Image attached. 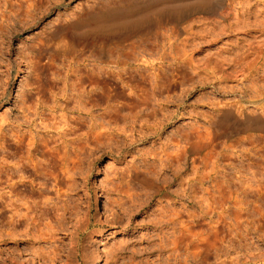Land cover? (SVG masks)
I'll return each instance as SVG.
<instances>
[{
    "label": "rangeland",
    "instance_id": "obj_1",
    "mask_svg": "<svg viewBox=\"0 0 264 264\" xmlns=\"http://www.w3.org/2000/svg\"><path fill=\"white\" fill-rule=\"evenodd\" d=\"M99 3L155 8L133 29L113 24L126 17L119 11L104 38L75 40L60 53L51 45L35 57L32 47L50 37L56 20ZM223 107L238 117H264V0H0V166L47 161L33 146L27 151L25 143L39 135L50 146L59 140L60 161L40 179L26 170L28 185L17 186L14 196L27 206L38 200L29 197V181L47 183L43 217L55 240L2 234L0 264L158 261V236L172 229L154 219L181 203L202 217L201 225L189 222V238L213 242L207 223L217 227L219 256L204 252L203 264H264V131L223 133L190 156L184 170L159 161L183 130L190 141H207ZM79 114L84 122L63 125ZM102 120L108 138L120 133L117 141L93 143ZM85 146L90 152L79 155ZM132 164L145 173L155 169L147 176L173 198L165 200L151 183L128 185ZM211 205L216 212L205 213ZM65 206L76 210L59 227L56 215ZM87 217L88 228L78 233ZM195 246L190 253L202 249ZM53 247L62 252L50 263L44 257Z\"/></svg>",
    "mask_w": 264,
    "mask_h": 264
},
{
    "label": "bare ground",
    "instance_id": "obj_2",
    "mask_svg": "<svg viewBox=\"0 0 264 264\" xmlns=\"http://www.w3.org/2000/svg\"><path fill=\"white\" fill-rule=\"evenodd\" d=\"M132 2H133V0H132ZM119 4H121V3H119ZM135 4H137V3H134V5ZM150 6H151V8H150ZM150 6L148 5L149 8L146 6L143 9H139V8H135V6H133L132 3L131 4L127 3V5L121 6V7L115 3L111 4V5L99 3L95 7L85 8V9L81 10L80 12H77L71 16L67 15L66 17H63L59 20H56L57 24L55 25L54 30L51 31V33L49 34L50 37L48 36V38L41 40L40 42L36 43L32 47V51L35 53V57H37V56L40 57L43 52H45L49 47H52V46H53L52 48H53V50H55V52L60 53V52H63L64 50H66L69 47V45H71V43H73L75 40H78L81 38H85V39L90 38V39H95V40L102 39V38H104L105 33H106L108 26H109V18H111V19L115 18L116 16L114 17L113 15H116L119 11H120V13L121 12L124 13V15L126 14L125 15L126 17L123 18L122 15H119L121 17H119V18L117 17V19L114 21L113 24H115L116 26H122V27L130 26L131 29H133V28L137 27L141 22H143L144 19L146 20L148 12H150L152 9L155 8L154 3H150ZM111 19H110V21H111ZM147 19H149V18H147ZM53 37H55V38H53ZM104 74H105V72L103 71L102 72L103 77H104ZM75 108L78 110V112L81 111L82 109H84V107L78 108L77 106ZM80 116L81 115L79 114L76 117L71 116V117L63 120V123H64L63 125L68 126L69 124H71V123H69L71 121H74L76 123H78L77 121H79V123H80V121L82 120L81 119L82 117L80 118ZM151 116H154V114H151ZM60 122H61V120H60ZM82 122H84V121H81V123ZM107 124L108 123H106L104 120H102L96 125L98 127V128L96 127L98 129V131L96 130L97 132L91 136L93 143L100 144V143L104 142L105 139L108 141H111L113 139L115 140L116 137L120 135V133L116 132L114 134V138H111V137L108 138V136H110V133L108 132L109 129H108ZM91 126L93 127L94 125L91 124ZM58 127L61 128L59 125H58ZM55 128H56V126H55ZM69 128H71V126ZM56 129H58V128H56ZM117 129L118 128H116L115 130L119 131ZM207 129H208V131L205 134L207 137L204 136V139L206 137L205 140H207L205 142H203L204 140L202 142L201 141L200 142L190 141L189 135L187 134V132L185 130H183L180 133L179 138L177 139L175 144H172L173 145L172 150L168 151V152L166 151L165 155H163L165 157L164 158L161 157V160H159V161H164L163 164L167 165L168 167L175 165L176 168L177 167H178V169L183 168V170H184V168H185L184 166L186 165V163H188L190 156H192L195 153L199 152L200 150L208 147L211 143H213V141L215 139L221 137L223 135V133H224V135H226V133L229 134V133H232L233 131L247 132V131L256 130V129H258L259 131H264V117H262L261 115H256V116L255 115H249L247 113H243V115L241 117H238L235 115V112L232 109H230L228 107H223L220 109V113L217 116L216 120L214 121L213 126L211 128L207 127ZM119 132H123V131H119ZM64 133H66V132H64ZM57 140L58 139H52V142H54V144L50 146L49 141L44 140V138L39 135V138L37 140L35 139V136H31L28 140L29 142L25 143L27 145V151L29 152V154L31 151L30 147L33 146L36 150H38V151L44 153L46 156H48L47 161L44 160L45 162H43L42 159H38V160L34 159L35 160L34 161V160H32L33 158L31 159L30 157H28L26 160L24 159L25 161L22 162L21 165L17 164L18 166L14 167L15 169H12L13 167L8 165L6 162L4 163V161H6V160L3 159L4 165L0 166V185H1L0 191H2L0 193V224H2V231L0 233V239H2V237H3L2 234H5L6 237H10V238L26 237V238L38 240L39 242H42V241L45 242V241H48V239L51 240L53 238L55 240V237L52 238V236L55 232L53 230L54 229L53 226L51 228L50 227L47 228L46 224L44 222V217H43L44 216L45 203L41 199V196H42V193L44 192V189H45V187H43V186H44V184H47V183H44V181L43 182L38 181L35 184L33 182V180L29 181V184L32 186V188L29 191V195H30L29 197L33 196L34 194H37L35 199L38 198V200H33L27 206H26V203L28 200H26L24 202L22 197L18 198V196H17V198L16 197L14 198V196H16V194H17L16 191H18V190H16L17 186L28 185V183H27V181H28L27 177L28 176L24 175V172L26 170L29 173L31 172L32 174H34L35 178L37 177L39 179L45 175H48L46 173H48V171L50 169L56 170V168L58 167V165L60 163L59 156L57 154L58 153ZM116 141H117V139H116ZM22 142L24 143L25 140L22 139ZM58 142H59V140H58ZM61 144H64V143H61ZM82 149L83 150L80 153L78 150H76V151H78L79 155L80 154L83 155V154H86L87 152H90V148L88 146H85ZM76 154H77V152H76ZM84 157H85V155H84ZM75 164L77 167L78 163H75ZM79 165H80V163H79ZM76 167L74 164L70 165L69 172L72 171L71 172L72 174L75 173ZM139 169H140L139 166H136L134 164H132L131 166L129 165L128 170L126 172L127 173L126 178L124 177L126 179V183L128 185H130V184L135 185L137 183H140L142 185H150L149 183H151L152 186H156L157 188H159L158 190L164 196L165 200L169 201L171 198H173V194L175 195V192H173V193H171L172 191L169 192V190L167 189V186L165 184L162 186L154 184L152 182V179H150V177L147 176L149 174L154 175L156 171L154 172L152 170H155V169L149 170L146 167L145 168L147 170L146 173L142 170H139ZM67 171H68V169H67ZM49 173L51 174V171H49ZM14 177L15 178L17 177V178L15 179ZM53 177L55 179L57 176L54 175ZM165 180H167V179H165ZM182 181H184V179H182ZM70 182H72V181H70ZM34 184L37 185L36 189H33V186L35 187ZM73 184H71V185H73ZM142 188H143V186H142ZM3 189H5V190H3ZM182 189L183 190H182L181 194L184 195L186 193V188H184V185H183ZM159 191L157 193L154 191L155 192L154 194H160ZM181 202H183V201H181ZM121 206H122V204H121ZM73 207H75V206H73ZM75 210L76 209L72 208V206H65V207H63L62 213H60V214L57 213L56 216H59V217H57L58 218L57 224L59 225V227L63 226L64 224L61 225V223H65L66 219H68V217H65V214L69 213V216H70L69 219H70L73 216V213H75ZM113 210H114V208H113ZM57 211H58V209H57ZM164 212L160 214L159 218L154 219V220H156V222L158 224H161V225L166 224L167 228H171L172 231L171 232L166 231V233L164 232L165 234L163 233L164 235L162 234L161 236L159 234V236H158L159 240L156 244V246L158 248L157 249L158 250L157 256H159V258H157L158 261L155 260L156 261L155 262V261H151L148 259L150 261L149 262L146 259V261L148 263L146 261L145 262L147 264H203L205 259H204V256L202 254L204 252L206 254L216 256V258L219 256V254L217 253L218 248H219L217 245V241H218V239L220 241V238L217 237V235L215 233V230L217 229V227L213 225L211 220L207 224L209 226L208 228L210 229V233H213L212 234L214 237V238L212 237L213 242H211L209 239H206V238H202V239H199L198 237H195V238L190 237L189 238V234H188L189 222L190 221L195 222L198 225H201L203 223L200 224V220H202V217H201V219L200 218L196 219V217H198L199 214L196 215L193 212L189 211L184 203H181L180 207H175V208L172 207L171 209L169 208L165 212V214H164ZM215 212H216L215 206L211 205V206L206 207L205 213H215ZM190 218H192V219L190 220ZM89 220L90 219H88V217H87L83 223L84 228L83 227L81 228V226L76 225L75 230L79 233V232H82L85 229H87L89 224H90ZM157 223H156V225H157ZM215 223L217 224V222H215ZM58 229H60V228H58ZM62 229L63 228H61V230ZM54 242L51 241L52 244ZM191 243L195 244L196 245L195 247L201 246L202 249L199 251L196 250V252H194V253H190L189 247H190ZM60 249H62V248H60ZM60 249L53 247V250L50 249L51 251H49L47 253V256L44 257V259L47 258V260H49L50 263L55 261L56 259H58L61 256L60 252H62V251ZM152 249H154V248H152ZM190 257L192 258L191 262H190ZM137 262H140V261H137ZM128 263L129 264H136L135 259H130ZM123 264H125V263H123Z\"/></svg>",
    "mask_w": 264,
    "mask_h": 264
}]
</instances>
